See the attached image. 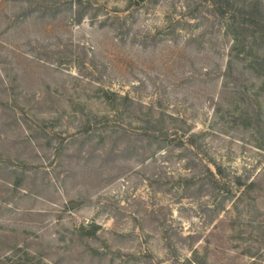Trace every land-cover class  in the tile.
I'll return each mask as SVG.
<instances>
[{"label":"rangeland","instance_id":"1","mask_svg":"<svg viewBox=\"0 0 264 264\" xmlns=\"http://www.w3.org/2000/svg\"><path fill=\"white\" fill-rule=\"evenodd\" d=\"M222 23L206 0H0V264H264V63L220 74Z\"/></svg>","mask_w":264,"mask_h":264},{"label":"trees","instance_id":"2","mask_svg":"<svg viewBox=\"0 0 264 264\" xmlns=\"http://www.w3.org/2000/svg\"><path fill=\"white\" fill-rule=\"evenodd\" d=\"M209 8V12L213 15H217L223 23L222 26L226 31L231 34V42L228 47V58L226 59V66L222 69V75H226L229 70L231 58L233 56L243 59L248 56V61L254 64L260 65L264 63V13L259 10V0H206ZM263 43V44H262ZM262 44V45H261ZM263 61V62H262ZM264 84V73L261 79ZM121 99L127 98V94L121 95ZM169 119H179V124H176L174 131L179 130L180 138H174L175 143L182 144L181 135L184 136L185 146L184 149L194 148L198 151H203L200 144L197 143V137L199 132L189 131L184 121L180 120L175 115H168ZM163 121L162 114L158 113L157 116L146 117L140 128L148 136L147 143L152 140L156 141V148L167 147L169 139L167 128L164 125H160ZM183 123V125L181 124ZM183 145V144H182ZM154 150L150 152L152 155ZM149 155V156H150ZM188 160V159H187ZM213 167L203 164L204 173H206L205 180L207 185L211 188L210 193L213 195V202L216 204V208H221L223 200L227 198L229 190L219 192V186L223 182L224 168L216 161H210ZM199 178V177H198ZM181 180V185L188 187L191 183H194L196 178L193 175H181L178 177ZM232 181L237 185L243 183L238 175L232 176ZM253 181L250 180L246 183L250 186ZM183 186V187H184ZM227 194V195H226Z\"/></svg>","mask_w":264,"mask_h":264}]
</instances>
